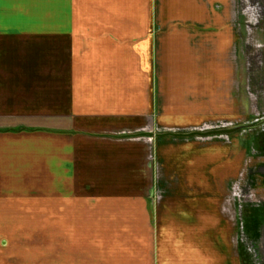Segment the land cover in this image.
Returning <instances> with one entry per match:
<instances>
[{"label": "crops", "instance_id": "1", "mask_svg": "<svg viewBox=\"0 0 264 264\" xmlns=\"http://www.w3.org/2000/svg\"><path fill=\"white\" fill-rule=\"evenodd\" d=\"M84 2L0 3V264H245L233 0Z\"/></svg>", "mask_w": 264, "mask_h": 264}, {"label": "rangeland", "instance_id": "2", "mask_svg": "<svg viewBox=\"0 0 264 264\" xmlns=\"http://www.w3.org/2000/svg\"><path fill=\"white\" fill-rule=\"evenodd\" d=\"M232 3L231 22L235 42H237L233 52L237 56L238 71L243 77L244 115L241 119L231 121L227 129H238L229 135L233 137L237 135L247 140L249 156L253 159L261 157L258 151L261 150L262 141L264 142V0H233ZM228 7L231 9V5ZM84 8L88 12L84 23L88 30L95 31L88 33V36L97 37L99 36V0H86ZM157 33H159V27L155 29V34ZM262 187L263 194H259L264 201V185ZM78 206L86 208L87 212L83 216H99V204H79ZM241 211L244 263L264 264V204H242ZM256 212H259V229L253 224ZM258 232H260L259 235Z\"/></svg>", "mask_w": 264, "mask_h": 264}, {"label": "water", "instance_id": "3", "mask_svg": "<svg viewBox=\"0 0 264 264\" xmlns=\"http://www.w3.org/2000/svg\"><path fill=\"white\" fill-rule=\"evenodd\" d=\"M236 130H238L237 128L235 129H222V130H214V131H208V132H204V133H194L196 135H217V134H230L235 132ZM263 246H264V237H263ZM264 251V249H263Z\"/></svg>", "mask_w": 264, "mask_h": 264}, {"label": "trees", "instance_id": "4", "mask_svg": "<svg viewBox=\"0 0 264 264\" xmlns=\"http://www.w3.org/2000/svg\"><path fill=\"white\" fill-rule=\"evenodd\" d=\"M262 145H263V146H262ZM262 145H261V148L264 149V142H263V141H262ZM254 218H255V222H254L253 224H255V226H256V225L258 226V225H259V224H258V222H259V221H258V220H259V212H256V213L254 214ZM258 227H259V226H258ZM254 229H255V228H254ZM255 230H257V229H255Z\"/></svg>", "mask_w": 264, "mask_h": 264}, {"label": "flooded vegetation", "instance_id": "5", "mask_svg": "<svg viewBox=\"0 0 264 264\" xmlns=\"http://www.w3.org/2000/svg\"><path fill=\"white\" fill-rule=\"evenodd\" d=\"M256 150H257V149H256ZM258 150H259V149H258ZM258 150H257V151H258ZM258 153H259L261 156H264V155H262V154L264 153V149L261 148V150H259ZM260 170H261V169H259L258 171H260ZM258 229H259V227H258ZM259 233H260V232H258V235H259ZM260 236H261V234H260ZM257 238H258V237H257Z\"/></svg>", "mask_w": 264, "mask_h": 264}, {"label": "snow or ice", "instance_id": "6", "mask_svg": "<svg viewBox=\"0 0 264 264\" xmlns=\"http://www.w3.org/2000/svg\"><path fill=\"white\" fill-rule=\"evenodd\" d=\"M0 3H2V0H0Z\"/></svg>", "mask_w": 264, "mask_h": 264}, {"label": "bare ground", "instance_id": "7", "mask_svg": "<svg viewBox=\"0 0 264 264\" xmlns=\"http://www.w3.org/2000/svg\"><path fill=\"white\" fill-rule=\"evenodd\" d=\"M254 19V18H253ZM259 184V183H258ZM247 198V197H246ZM248 201V200H247ZM257 201V200H256Z\"/></svg>", "mask_w": 264, "mask_h": 264}]
</instances>
